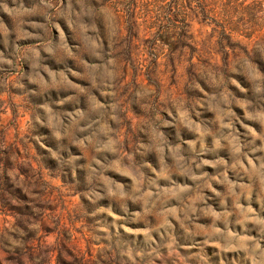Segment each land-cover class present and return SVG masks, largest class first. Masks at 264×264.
Instances as JSON below:
<instances>
[{
  "label": "rangeland",
  "instance_id": "obj_1",
  "mask_svg": "<svg viewBox=\"0 0 264 264\" xmlns=\"http://www.w3.org/2000/svg\"><path fill=\"white\" fill-rule=\"evenodd\" d=\"M0 264H264V0H0Z\"/></svg>",
  "mask_w": 264,
  "mask_h": 264
}]
</instances>
